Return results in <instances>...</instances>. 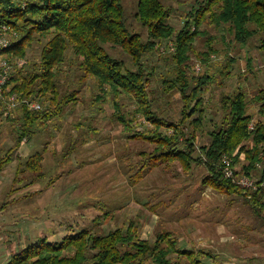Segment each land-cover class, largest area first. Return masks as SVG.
<instances>
[{"label":"trees","instance_id":"1","mask_svg":"<svg viewBox=\"0 0 264 264\" xmlns=\"http://www.w3.org/2000/svg\"><path fill=\"white\" fill-rule=\"evenodd\" d=\"M199 1L183 27L176 30L168 23L169 12L161 0H137L135 18L148 32L144 41L127 27L123 0H0V23L9 26L18 38L0 52V58L10 63L26 61L34 42H45L39 63L14 68L3 96L15 94L21 104L10 109L0 102V126L4 121L14 125L16 147H20L23 141L31 140L36 128L61 116L68 105L78 103L79 90L61 95L57 82L60 66L70 50L79 61L81 83L87 79L96 83L99 93L95 104H103L111 96L113 119L124 134L154 145L152 154L141 153V173L161 165L158 158L167 164L178 163L186 173L194 167L204 168L203 186L242 198L253 216L264 220V193L238 187L224 178L221 169L223 161L229 159L237 175L264 177V90L253 99L256 119L249 112L246 94L238 91L222 95L220 121L208 120L213 77L207 69L218 52L211 37L206 39L204 51L195 48L197 39L207 35L202 30L205 24L224 30L238 46L259 34L264 39V0ZM105 45L119 47L129 58L127 63L108 54ZM163 45L170 50L163 58L171 64L172 72L171 77L160 79L161 94L168 100L178 95L179 102L174 114L166 115V110L155 108L152 82L156 68L145 62L150 55L162 57ZM260 48L264 51V40ZM193 56L203 70L200 74L195 72ZM235 61L228 59L220 73L222 81L230 78ZM247 67L251 71L252 59ZM223 85L221 82L220 87ZM122 98L132 101L127 113L120 103ZM25 101L41 103V110L31 109ZM208 122L212 129L205 127ZM201 133L209 142L197 148ZM13 151L9 149L0 159V173ZM41 162L39 154L32 156L26 168L43 177ZM142 177L137 175L133 185ZM177 243L171 234L163 232L150 244L137 236L133 225L126 233L116 230L100 235L85 230L57 243L41 239L14 254L7 264H174L170 259L174 253L184 260L182 264H214L209 254L179 249Z\"/></svg>","mask_w":264,"mask_h":264},{"label":"rangeland","instance_id":"2","mask_svg":"<svg viewBox=\"0 0 264 264\" xmlns=\"http://www.w3.org/2000/svg\"><path fill=\"white\" fill-rule=\"evenodd\" d=\"M161 2L168 9V23L176 30L198 7L196 0ZM123 3L127 27L146 41L147 29L135 18L137 0ZM202 30L207 35L197 39V52L204 51L209 37L218 52L207 69L213 77L207 119L220 121L222 95L238 91L246 94L249 112L256 119L253 99L264 90V51L260 48L264 39L259 34L238 46L224 30L208 24ZM44 43L34 42L26 64L40 62ZM166 46L162 47V57L150 55L145 61L156 68L152 82L155 108L166 110L164 115L174 114L179 103L178 95L168 100L161 94L160 79L171 77L172 72L171 64L163 58L172 44L169 49ZM104 47L108 54L127 63L129 58L119 47ZM229 58L236 61L230 78L222 81L220 73ZM249 59L251 71L247 67ZM192 60L195 72L202 73L195 56ZM78 62L69 50L57 77L61 95L79 90L76 105H68L61 116L36 128L31 140L23 141L20 147H16L14 125L4 121L0 126V159L14 148L0 173V264H7L14 254L41 239L57 243L85 230L100 235L116 230L126 233L132 225L141 240L152 244L158 235L169 233L178 242L177 248L209 254L214 264H264V220L254 217L242 198L203 186L204 168L194 167L186 173L178 163L167 164L158 158L161 165L141 173V153L152 154L154 145L124 134L113 119L111 96L103 104H95L99 93L96 83L92 79L81 83ZM130 102L127 98L120 100L125 113L132 108ZM205 127L212 129L210 122ZM208 142L207 135L201 133L196 146ZM38 154L42 157L43 177L26 168L29 159ZM142 174L141 181L133 185L136 176ZM170 259L174 264L184 262L175 253Z\"/></svg>","mask_w":264,"mask_h":264},{"label":"built area","instance_id":"3","mask_svg":"<svg viewBox=\"0 0 264 264\" xmlns=\"http://www.w3.org/2000/svg\"><path fill=\"white\" fill-rule=\"evenodd\" d=\"M17 34L11 32L9 26L0 23V52L6 50L11 44L17 40ZM26 65V61L19 59L10 63L5 58H0V102L8 104V108L12 109L21 104V100L18 99L17 95L12 94L9 98H4L3 93L7 86V83L11 77L14 68H21ZM31 102V101H30ZM24 103L33 110H41V105L37 102ZM222 173L225 179L230 180L238 187L250 191L252 193L261 191L264 193V177L258 179L245 175H237L236 168L232 165L229 159H225L222 164Z\"/></svg>","mask_w":264,"mask_h":264}]
</instances>
